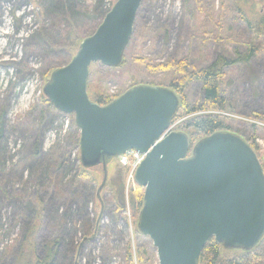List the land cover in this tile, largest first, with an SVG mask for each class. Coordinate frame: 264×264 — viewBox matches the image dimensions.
<instances>
[{"label":"rangeland","instance_id":"obj_1","mask_svg":"<svg viewBox=\"0 0 264 264\" xmlns=\"http://www.w3.org/2000/svg\"><path fill=\"white\" fill-rule=\"evenodd\" d=\"M51 2L0 0V108L5 111L3 132L0 133V264L6 260L11 263V249L13 252L17 247L27 218L24 201L36 193L48 206L37 236L39 256L44 253L45 243L54 238L50 226L64 221L67 228L74 222L82 228V218L77 215L75 207L72 206L68 212V203L53 197L52 186L36 192L39 190L37 186L33 182L28 183L31 167L26 163L30 161L28 154L36 139H41V151L44 153L54 143H63L61 136L66 130L76 129L79 134L73 115H59L53 106L47 108L46 115L51 116L52 113L57 119L39 131L37 115L43 98L42 89L54 68L75 54L79 45L76 46L74 36L91 35L96 29L100 5L101 10L107 11L115 0H72L67 13L51 12L48 9ZM263 10L264 0H141L135 29L133 27L124 51V62L122 60L117 67L92 63L87 80L88 95L93 101L100 96L113 100L134 85L167 87L171 83L172 73L152 74L135 62L134 56L146 57L155 64L187 57L198 69H207L218 61L227 60L229 64L221 67L224 77L220 88L230 112L225 114L224 110L223 114L227 117L229 131L244 138H253L264 170V38L249 25L250 22L254 26ZM52 26L60 31L52 38L54 47L60 50L58 54L49 53V48L46 52L45 43L41 45L43 49L38 47L37 36L34 37L46 27L43 35L50 38ZM69 38L75 41L73 48ZM249 44L259 48V52L244 61L241 58L246 56ZM184 95L189 104L200 101L203 97L201 83H190ZM34 108L38 112L30 114ZM182 120L179 118L174 122L171 130ZM70 157L75 166L77 159L80 163L76 148ZM33 162L36 161L33 159ZM86 169L92 183L83 187L90 196L94 195L86 211L89 220L96 223L97 230L90 237L91 241L81 248L73 264H125L129 242L132 264H158L151 239L137 229L142 203L139 208H134L131 198L142 200L143 188L129 178V168L118 157L108 159L106 182L99 198L97 190L103 179L102 165ZM83 181L77 179L72 186L67 184L68 179H64L60 185L69 193L74 189L80 190ZM119 191L124 196V206L120 211L111 204L117 200L115 195ZM81 238L78 232L76 241L80 242ZM240 254V251L221 245L220 258L223 260Z\"/></svg>","mask_w":264,"mask_h":264},{"label":"water","instance_id":"obj_2","mask_svg":"<svg viewBox=\"0 0 264 264\" xmlns=\"http://www.w3.org/2000/svg\"><path fill=\"white\" fill-rule=\"evenodd\" d=\"M141 0H116L71 59L54 69L42 92L73 115L84 168L134 150L144 158L134 173L143 188L137 229L148 236L158 264H199L211 238L226 249L250 251L264 238V170L239 134L216 131L190 148L188 135L171 130L178 96L166 86L138 84L105 105L87 92L89 67H117L133 33ZM225 114L230 112L225 106Z\"/></svg>","mask_w":264,"mask_h":264},{"label":"trees","instance_id":"obj_3","mask_svg":"<svg viewBox=\"0 0 264 264\" xmlns=\"http://www.w3.org/2000/svg\"><path fill=\"white\" fill-rule=\"evenodd\" d=\"M70 1L72 0H52L50 6H48V9L51 12L63 11L67 13V7H70L72 4ZM99 8L100 10L97 12L98 18L95 28L98 26V24H100L105 13L108 11L101 10V5ZM249 25H251L257 34L263 36L264 38V10L260 14L254 26L250 22ZM43 30H46V27L42 28V30L40 29L37 34L34 35L35 38L37 36L36 39L38 43L36 45L43 49L41 45H44L45 43V49L47 48L46 52L49 48V53L58 54L60 50H58L57 47H54L53 44L55 43H53L54 40L52 38L56 37L60 31L52 26L49 31V33H51L50 38H47L43 35ZM84 37L86 36H74L76 42H72V39L69 38L71 47L73 48L74 42L76 46H78ZM76 46L74 50L76 49ZM247 48L248 51L246 56L241 58L244 61H248L253 54L259 52V48L250 44L247 46ZM133 60L142 65L148 72L152 74L169 72L174 75V78L172 79L171 83L167 85V87L174 91V93L178 96L179 108L171 121V125L179 118H183V120L175 127L174 130L183 131L188 135L190 148L201 138L216 131H229L230 126L226 122L227 117L223 114L226 99L222 95L220 88V84L224 77L221 67L223 65L229 64V61L221 60L214 63L207 69H198L191 65L190 60L187 57L178 60L169 59L166 62L157 64L152 63L151 60L142 56H134ZM55 68H57V66ZM195 81L201 83L203 97L195 104H189L185 99L184 90L190 83ZM42 97V102L40 104L41 108H39V115H37V125L40 126L39 131L41 132L46 126L53 123L54 120L57 119L53 118L54 116L52 113L51 116L46 115V110H48L47 108L52 107V105L44 96V94ZM94 101L100 105H105L112 101V99L110 97L103 98L100 96L94 99ZM34 109L30 110V114H33V112H38L37 109ZM57 111L59 115L63 114L59 110ZM4 115V109L0 108L1 134L3 132L2 127ZM44 121L45 123H43ZM61 137L63 138V143H54L48 148V152L44 153L41 151V139H36L34 141L31 152L28 154L30 161L26 163V166L31 167V178L29 179L28 183L31 184V182H33V184L37 186V189L39 190H36V192L40 191V189L46 190L48 187L52 186L53 197L66 201L69 208L67 209L68 212L71 210L72 206L75 207L77 215L81 216L82 218V228H78L75 222L71 223L70 227L67 228L65 225L66 222L64 221L61 223L59 222L57 225L50 226L52 232L54 233V238L48 243H45L44 253L42 256H39L37 236L42 226L44 214L46 211H48V206L43 203L41 196L35 192L38 195L34 194L33 198L29 197L27 201H24V215H26L27 218L23 226V232L20 238L17 240V247L13 248V252L11 249L13 258L10 264H73L74 260L77 259L81 248L87 244V241H91L90 237L97 230L96 223L93 220H89L88 212L86 211L90 201L94 198V195L90 196L87 193V190L83 187L88 185L90 186V183H92V177L90 173H88L89 171L78 162V159L77 165L75 166L74 161L72 162V158L70 157L73 149L76 148V150H78L79 134L76 129H70L66 130ZM244 139L252 147L256 155L259 156L257 147L253 144V138ZM33 159L36 161L35 163H32ZM64 179H68L67 184L72 186L77 181V179H83L84 181L83 183H80V190L74 189L72 192L67 193V190H65V188L60 185L61 181H64ZM25 186H27V184ZM115 196L117 200L113 202L111 201V204H114L116 206V210L120 211L124 206V196L121 191L116 193ZM141 203L142 200L140 198H131L132 207L139 208ZM68 212L66 211V213ZM78 232H80L82 235L80 242H77L75 239ZM220 249L221 245L211 238L203 247L199 264H264V238L261 243L253 250L244 251L240 249H233L237 252L240 251L241 253L240 255L234 256L233 258L228 257L225 260L221 259ZM4 254L7 255L5 251ZM138 254L140 255L139 250ZM132 260V249L129 242L125 251V264H132ZM2 264L9 263H7L6 260L3 261Z\"/></svg>","mask_w":264,"mask_h":264},{"label":"built area","instance_id":"obj_4","mask_svg":"<svg viewBox=\"0 0 264 264\" xmlns=\"http://www.w3.org/2000/svg\"><path fill=\"white\" fill-rule=\"evenodd\" d=\"M119 158H120L121 163L129 168V178L134 179V172L137 166L140 164V162L144 158V154L136 152V151H128L124 155L120 156Z\"/></svg>","mask_w":264,"mask_h":264}]
</instances>
